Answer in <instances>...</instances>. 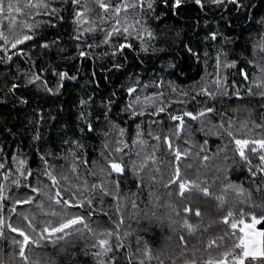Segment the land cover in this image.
Wrapping results in <instances>:
<instances>
[{
	"label": "snow or ice",
	"instance_id": "obj_1",
	"mask_svg": "<svg viewBox=\"0 0 264 264\" xmlns=\"http://www.w3.org/2000/svg\"><path fill=\"white\" fill-rule=\"evenodd\" d=\"M90 2H94L100 9V16L96 19L91 17L93 9L89 6ZM200 12H221L231 11L235 9V14L248 13L250 11L248 2L245 0H193ZM186 0H118L113 4L111 0H0V53H3V58L11 61L13 56H25L27 61H30V68L37 69L25 76L24 82L11 83L6 91L11 95L12 100L20 105H26L28 100L25 98L26 94L31 93L32 89H39L48 94L60 92L63 87V81L66 79L75 80L76 76H69L67 71L57 70L52 66V75L58 78L55 88L51 86L49 81L45 79L47 72L46 68L39 67L36 60L32 59L29 54L27 42H33L41 50L49 49L55 45L60 37L56 40L48 41L43 36L37 37L36 29L44 21L33 20V17H47L46 23L55 28L60 23H64L67 17L71 16V23L74 25L73 32L70 37V43L74 44L75 53L71 57H63L69 59L78 58L80 66L84 62L92 60L95 62L97 57L93 54L94 49L105 46L108 50L103 52L104 56H111L113 63L112 68H122L123 62L116 63L118 59H126L127 50H132L137 55L140 52L148 53L149 46L145 40V34L148 40L154 39V33L149 27L150 20L162 21L169 13L172 15H179L180 9L185 5ZM71 6L72 11L69 13L68 9ZM136 13V18L129 22L128 12ZM63 13V14H62ZM159 13V15H157ZM27 16V19H18V16ZM123 17V19H121ZM111 18L114 23L110 28L100 27L106 24ZM7 21L5 26L2 22ZM103 32V38L99 44L89 42L87 37L95 32ZM218 38L224 41H229L227 36L221 37L219 33L209 32L204 40L215 42ZM132 39L140 41V47L137 49L130 42ZM116 40L117 43L112 41ZM255 48L264 53V36L261 37L260 42L254 45ZM186 50L191 55L199 59L196 51L189 45H185ZM11 50V51H10ZM64 51V49H61ZM151 51L155 52V46L151 47ZM208 53L205 52V56ZM264 59V57H262ZM256 68L254 75H249L248 70L240 68L236 60H229L227 56L221 60V52L217 53L215 62V74L209 82L195 91V94L188 92H180L177 87H172V92H179L180 99L170 100L165 99L164 81H153L151 86L158 89L151 96L137 95L136 93L141 89H146L150 85L144 83L141 85L139 79H136L125 91L128 94V102L120 108V112L127 113L129 118H145L149 121V128L159 126L162 120L166 118L173 122L170 127L175 129L172 136L167 134L149 131L148 137L155 141L152 152L145 153L143 146L147 141L143 139V130L140 124L136 125L135 135L132 137L131 144L127 142V129L119 126L117 122L109 121V132H104L106 141L101 149V157L104 161L103 166L99 167V175L101 179L97 183H91L84 179L81 181L80 165H83L85 174L95 177L97 171V162L93 161L91 169L89 170V162L82 157L79 149H83L84 145L77 139L66 140L65 144H71L73 147L69 149L72 153L73 163L70 167V172L73 174L69 176L64 172L63 166H57L50 163L49 156L52 153H47L40 156V166L38 171L34 172L31 168H26V159L17 158V153L11 154V163L5 157L0 158V177L4 181L10 182L18 192L16 195H6L5 190L7 185L0 182V238L4 236V231L7 229L10 233L15 235L12 237L11 244L18 247V255L21 264H31L28 256V249L40 247L45 242H59L62 240L71 239L73 235H83L86 231L89 234L91 243L89 247L93 250L92 256L96 264H118L117 255H113V251L117 254L124 253L125 247L122 243L123 236L119 231L120 226L124 223V216L121 212V201L128 200V196H121L120 189L122 187L121 181L131 171L136 177V187L141 189L144 186L142 178L146 174L153 183H159L171 197L176 195L180 201L189 200L193 192L202 195L205 202L214 199L217 201V208L222 212L224 208H229L227 214L221 216L222 224L225 228L231 227L235 230L239 225L241 235L239 242L229 243L233 233L225 232L222 236L210 238L204 246V251L207 254L206 259L185 260L184 264H264V232L254 230V225L260 220H264V215L257 216L240 208L238 216L236 213L237 207L243 203L249 205L251 208L260 207L253 203L251 196H245V190L232 183L229 179V170L233 167H246L250 177L254 179L258 175H264V114L261 115V123L253 122L252 127H248V122H241L240 128L235 126V120L229 116L226 111L218 110L215 107V101L218 97H233L237 99L242 98L245 93L241 88L246 85L247 97H258L264 101V63H254L249 61ZM168 68L175 69V64L169 62ZM236 69L232 73L233 77L240 76L243 80H236L233 78L229 82V77L221 70ZM111 69H105L110 71ZM79 71V68L77 69ZM134 75V74H133ZM96 79L95 72L92 73L91 80ZM90 80V82H91ZM171 85V82H169ZM21 89L24 91L21 92ZM117 93L113 92L115 97ZM135 97L132 99V97ZM196 101L201 107L194 111L187 110L186 100L183 97H189ZM203 97V100L198 99ZM92 97L88 100L80 99L79 104L81 111L79 119L83 124L87 125L89 133L96 129L91 122V113L85 115L83 108L86 105L90 106ZM2 102V101H0ZM212 102V106H208ZM118 101L108 98L101 100V106L106 109L103 115L107 118L111 116L112 107ZM185 105L183 108H178L173 111L170 104ZM264 108V103L260 105ZM39 116L37 124L44 120L43 109H35ZM163 114V115H162ZM212 116H218L217 123L212 125L211 131L217 136L224 139L227 138L228 143L223 147L217 149L214 156H222V167L216 169V175L212 176L211 182L208 180L207 173L197 171L196 178L191 179L188 176V169L192 168L191 164H186L185 161L192 156L198 157L202 163L207 162L209 157L206 145L208 140L204 139L202 143H197L192 136L190 121H200L201 127L199 131L204 132L205 121H210ZM55 119V117H53ZM99 122V117H97ZM255 129H260V132H255ZM187 130V132H186ZM83 132V128H81ZM207 135V133H205ZM35 141L40 140L39 132L33 137ZM183 140L181 144L179 141ZM161 144L166 146L167 164L159 159L158 149ZM141 146V150L136 151L133 155V148ZM196 149V151H194ZM231 151L233 156H229ZM238 157V160L236 159ZM252 157L258 158V163L253 165ZM53 159H56L53 156ZM231 160V164L229 161ZM185 165V167H182ZM255 169V170H254ZM167 171V176H165ZM36 176L38 185H33L31 177ZM41 177L46 179L42 180ZM203 177V179L201 178ZM50 181V183H48ZM219 181L221 188L219 191L215 190L214 185ZM63 182V183H62ZM23 189V196L20 197L19 190ZM55 193L52 194V190ZM259 191V187L257 188ZM236 196L232 197L231 194ZM138 193H131L132 197L137 196ZM67 196V198H65ZM41 197H46L52 204L58 205V208L49 206L45 207L44 201ZM99 197L103 201L104 197H111L116 202V214L119 215V220L115 221V229H107L103 227L92 228L86 221V217L82 214H77L73 209L79 210L87 206L89 209L95 208V200ZM5 201L10 202L8 207V218L6 220L4 215ZM132 208L135 209L137 204L133 199L131 201ZM27 206L31 209L35 206L47 219L41 223H37L39 216L33 212H21L20 207ZM169 208V222L174 225L180 219L181 214H186L182 220V228L186 229L191 236L196 234L200 228H204L202 235L211 232V225H193L190 223V218L194 212L196 217L202 218L201 209L189 202L181 205L172 204L167 205ZM103 215L108 216L109 220L112 217L107 211L100 208ZM96 214L94 211H89L87 220ZM251 215V223H246L243 217ZM239 217V224L234 222ZM55 218V219H53ZM19 219V224L14 221ZM82 226V227H81ZM83 229V230H82ZM175 231V229H173ZM127 233H124L126 236ZM113 238L115 243H113ZM172 237L166 238L164 244L158 249H152L147 241L144 242L143 248L139 246L133 251L131 245L126 253L127 264H166V261L171 259L172 264H177V257L174 250L171 248ZM140 240L137 238V244ZM178 248L181 249L180 255L184 256L187 253L186 237L182 234L179 236ZM195 254V250H194ZM0 264H4L0 260Z\"/></svg>",
	"mask_w": 264,
	"mask_h": 264
},
{
	"label": "trees",
	"instance_id": "obj_2",
	"mask_svg": "<svg viewBox=\"0 0 264 264\" xmlns=\"http://www.w3.org/2000/svg\"><path fill=\"white\" fill-rule=\"evenodd\" d=\"M21 2L23 3V0ZM111 2L115 4L118 0H111ZM245 2H248V0H245ZM89 6L93 9L90 14L91 17L99 22L100 9L94 2H90ZM248 7L250 11L240 15L235 14L234 8L231 11L205 14L199 11L193 0H186L185 5L180 9L179 15L169 13L162 21L154 19L149 21V27L155 37L148 40L145 34V40L150 51L148 53L140 52L137 55L132 50H127L126 59L121 58L116 61V63L123 62L122 68H112V57L103 55V52L108 50L105 46L94 49L93 54L97 59L95 62L92 60L84 62L82 67L78 58H63L73 56L76 51L74 44L70 43L74 27L71 23V16L69 15L64 23L58 24L55 28L50 27L46 23L47 17H33V20L44 21L35 30L38 38L43 36L45 40L52 41L60 37V40L55 45L44 50L34 45L33 42H27L28 48L26 50L29 51L32 59L37 61L39 67L47 69L44 78L55 88L58 78L53 76L51 71L52 66H55L58 71H67L69 76L75 75L76 79L63 81V87L60 92L54 94H48L39 89H32L31 93L25 96L28 103L20 105L12 100L6 89L13 82L22 84L25 76L32 71H37V69L30 68L31 62H26L27 57L25 56H13L11 61H7L3 58V53H0V101H2L0 102V158L5 157V154H7V159L11 163V154L15 152L18 154V159H26V168H31L36 172L40 166V156L52 153L56 159H53V156H49L50 163H54L57 168L63 166L64 172L71 176L73 174L70 172V167L73 163V157L69 149L73 146L64 142L77 139L84 145V148L78 151L81 152L83 158L88 160L89 170H92V162H97L95 169L97 175L95 177L86 175L83 165H80L81 181L86 179L89 184L97 183L101 179L99 167L104 164L101 157V149L106 137L103 133L109 132V135H112L109 121L117 122L119 126L127 129V142L129 144H131L132 137L135 135L136 125L140 124L144 133L143 139L147 141V144L143 146V151L145 153L152 152V146L155 141L151 140L147 133L151 130L161 135L172 136L175 129L170 127V124L173 122H170L165 116L159 126H154L150 129L147 119L129 118L127 113L120 112V108L129 99L125 89L136 79H139L141 85L149 83L150 86L139 90L136 94L141 95V97L151 96L158 91V89L151 86V83L160 81L163 78L164 88L160 89V91H164L165 99L177 100L181 98L179 92H172V87H177L180 92L195 94V91L203 83H210L212 75L215 74V62L218 52H221V60L226 55L229 60H236L238 67L248 70L250 76L254 75L256 68L249 61L264 63V59H262L264 53L254 47L260 42L261 37L264 36V0H250ZM68 11L69 13L72 11L71 6H69ZM128 18L129 22H131L136 18V13L129 11ZM18 19H27V16H18ZM2 23L5 26L7 25V21ZM113 23L114 20L109 18L107 23L100 25V27L107 29ZM212 31L219 33L221 37L227 36L230 40L226 42L222 38H218L215 42L211 41V39L205 41L204 37ZM103 35V32L97 31L90 34L87 39L89 42L99 44ZM112 42L117 43L118 41L113 40ZM130 42L135 48L138 49L140 47L139 40L132 39ZM186 44L196 51L199 59L188 53L185 48ZM152 46H155V52L151 51ZM61 49H64V51H61ZM205 52L208 53L207 56H205ZM169 62L175 64L174 70L168 68ZM78 68L79 71H77ZM105 69L111 70L105 71ZM221 71L228 75L229 82L233 78L240 81L243 80V77L238 75L233 77L232 73H235L236 69H222ZM93 72L96 74L95 80H91ZM169 82H171V85ZM23 91L21 89V92ZM241 91L245 95L240 99L235 96L231 98L218 97L215 101V107L218 110L226 111L229 116H232L237 129L240 128L241 122L244 121H247L248 127L251 128L253 122H262L261 115L264 114V108L260 105L264 101L255 96L247 97L246 85L241 88ZM113 92L117 93L115 97L112 96ZM89 97L93 99L90 106H84L83 111L85 115L91 113V122L96 129L92 133L87 131V125L83 124L79 119L81 111L79 101L80 99L87 101ZM108 98L116 100L118 103L113 105L111 116L106 118L103 115L106 109L101 106V100H107ZM134 98L133 96L132 99ZM183 99L187 102V110L195 112L201 107L196 101L191 100L190 96L183 97ZM198 99L203 100L204 98L198 97ZM169 106L173 111L185 107V105L175 103ZM208 106H212V102H209ZM35 109H43L44 120L42 123L37 124L39 116L34 111ZM97 117H99V122H97ZM218 119V116H212L210 121L206 120L204 132L199 131L201 127L200 121L193 122L188 120L193 139L197 143H202L204 139L208 140L206 145L207 154L211 157L205 163H202L195 155L185 161V165H192V168L187 170L191 179H195L196 173L199 171L207 173L208 180L211 182L212 176L217 174L216 169L222 167L223 157H217L213 154L217 153L218 147L223 148L228 143V140L227 138H220L211 131L212 125L217 123ZM81 128H83V132ZM37 131L40 135L39 141L33 139ZM254 131L260 132V129H255ZM179 142L182 144L183 140ZM139 150H141V146L134 147L132 150L133 155ZM158 155L159 159L167 164L166 146L163 144L158 149ZM228 155L231 157L233 153L229 151ZM236 159L238 160V157ZM252 161L253 165H256L258 158L252 157ZM229 164H231V160ZM185 165H182V167H185ZM165 176H167V171H165ZM142 178L144 186L139 190L136 187V177L133 176L131 171L121 181V196L127 195L128 200L121 201L124 223L119 228L121 236H123L122 243L124 244L125 252L117 254L114 250L112 253L117 255L118 264H127L125 257L129 250V245H131V250L134 251L138 246L143 248L144 242L147 241L150 247L155 250L164 244L169 236L172 237L170 244L177 257V264H184L185 260L193 258L197 260L206 259L207 254L204 251V246L207 240L222 236L225 232L233 233L229 243L233 241L235 243L239 242V236L241 235L239 226L235 230L231 229L230 226L227 228L217 226L222 224L221 216L227 214L229 208H224L221 212L217 208V201L212 199L205 202L202 195L197 192H193L189 200L180 201L176 195L170 197L159 183H153L146 174H143ZM201 178L203 179V177ZM31 179L33 185H38L36 176L31 177ZM41 179L44 180L46 178L41 177ZM229 179L232 183L241 186L245 190V196L250 195L254 204L260 205V207L251 208L249 205L241 203L236 209L237 216L240 208H244L245 211L257 216L264 215V175H258L253 182V178L250 177L246 167L233 166L229 170ZM0 182L7 185L6 195L17 194L18 190L10 185V182L4 181L3 177H0ZM258 187L259 191L257 190ZM214 188L217 191L220 190L219 181L215 183ZM23 192V189L19 190V198H22ZM133 192L138 193V195L132 197L131 193ZM54 193L55 189L52 190V194ZM231 196L235 197L236 194L232 193ZM41 199L44 201L46 209L49 206L59 207L52 204L46 197H41ZM133 199L137 204L135 209L131 205ZM189 202L198 206L202 212V218L196 217L193 212L189 222L193 225L201 223L206 226L211 225V232L202 235L204 228H200L196 234L190 236L186 229L182 228V220L186 215L182 213V207ZM169 204L173 206L181 205V217L174 225H170L169 222L170 212L167 207ZM8 207H10V202L5 201L4 215L6 220L8 218ZM101 207L109 213L112 220H109L108 216L100 212ZM115 209L116 202L111 197H104L103 201L97 197L94 209H89L85 206L79 210L73 209V211L84 215L92 228H98L99 226L115 229V221L119 220V215L116 214ZM20 211L28 214L35 212L39 216L37 223L47 219L35 209V206L31 209L27 206H22ZM89 211H94L96 214L90 220H87ZM243 219L250 221L251 215H247ZM14 222L19 224V219ZM234 222L239 224V217ZM256 226L264 229V220H260L256 223ZM124 233H127V235L124 236ZM182 234L186 237L188 248L184 256L180 255L181 249L177 247L179 236ZM14 235V233H10L5 229L4 236L0 238V260H3L4 264H21L18 255H16L18 247L11 244ZM137 238L140 240L139 245L137 244ZM91 242L89 234L84 231L82 236L73 235L71 239L66 238L56 243L45 242L40 247L30 248L27 254L31 264H96L91 254L93 250L89 247ZM112 242L115 243L114 238ZM166 264H172L171 259L166 261Z\"/></svg>",
	"mask_w": 264,
	"mask_h": 264
},
{
	"label": "crops",
	"instance_id": "obj_3",
	"mask_svg": "<svg viewBox=\"0 0 264 264\" xmlns=\"http://www.w3.org/2000/svg\"><path fill=\"white\" fill-rule=\"evenodd\" d=\"M246 223H251V221H247ZM243 227V226H242ZM254 227V230L255 231H258V232H264V229H260V228H258L257 226H256V224L253 226Z\"/></svg>",
	"mask_w": 264,
	"mask_h": 264
},
{
	"label": "rangeland",
	"instance_id": "obj_4",
	"mask_svg": "<svg viewBox=\"0 0 264 264\" xmlns=\"http://www.w3.org/2000/svg\"><path fill=\"white\" fill-rule=\"evenodd\" d=\"M251 221V220H250ZM245 222H247V221H245ZM243 225H239V227H242Z\"/></svg>",
	"mask_w": 264,
	"mask_h": 264
}]
</instances>
